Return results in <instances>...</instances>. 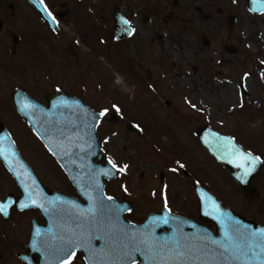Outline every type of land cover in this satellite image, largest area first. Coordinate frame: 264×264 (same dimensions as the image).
Listing matches in <instances>:
<instances>
[{
	"label": "rangeland",
	"instance_id": "obj_1",
	"mask_svg": "<svg viewBox=\"0 0 264 264\" xmlns=\"http://www.w3.org/2000/svg\"><path fill=\"white\" fill-rule=\"evenodd\" d=\"M222 3L223 14L212 21L199 20L197 13L176 25L136 19L134 35L124 41L111 39L106 25L105 36L95 45L92 41L81 45L85 59L91 62V101L97 109H108L97 130L100 143L106 158L118 166L117 176L106 180L105 189L118 200L132 203L126 213L129 221L142 223L149 212L163 206L198 219L195 176L204 178L203 169L213 168L195 134L198 126L207 124L233 133L245 150L261 147L264 12H251L246 0ZM229 15L236 17L232 28L227 25ZM34 27L40 30L37 23ZM69 31L75 29L65 25L64 35ZM204 35L208 45L202 44ZM8 79L9 85L0 93L11 98L12 91L25 82L18 74ZM113 111L118 113L115 122L110 120ZM10 117L14 118L12 110ZM128 122L138 125L141 132L127 129ZM15 138L24 152L37 150L36 162L44 176L55 174L52 184L77 195L36 136L26 131ZM123 165L127 168L119 172ZM161 172L166 176L164 182ZM73 264L85 261L77 256Z\"/></svg>",
	"mask_w": 264,
	"mask_h": 264
},
{
	"label": "water",
	"instance_id": "obj_2",
	"mask_svg": "<svg viewBox=\"0 0 264 264\" xmlns=\"http://www.w3.org/2000/svg\"><path fill=\"white\" fill-rule=\"evenodd\" d=\"M31 1L45 14L40 0ZM262 3L264 0H248L253 12H264ZM234 22V16H230L228 25L232 27ZM120 29L116 30L118 39L131 34L128 23H123ZM203 44L207 45L208 41L204 40ZM13 98L18 110L28 119L83 197L81 200L56 190L49 192L38 183L42 197H31L34 198L31 201L37 203H29L27 207H39L47 225L34 227L30 246L42 252L45 264H61L69 252L76 254L77 250L84 253L86 264H264V251L260 247L250 248L261 243L264 225L235 213L199 184H195L194 189L199 199L200 219L214 223L215 229L174 213L168 207L150 212L143 223L128 221L125 214L132 208V203L118 200L105 191L104 179L114 178L117 168L111 167L101 150L97 135L99 113L77 98L60 92L48 97V108L21 90H15ZM27 106L37 107V110L30 112ZM78 107L84 111L80 112ZM38 108H44L42 115L38 114ZM115 120L116 114L112 117V121ZM127 127L140 132L133 123H128ZM4 132L5 135H0V157L27 195L29 184L24 180L23 172L29 168L10 134ZM196 133L210 153L229 167L236 180L244 185L243 176L236 170L245 161L256 163L255 158L230 136L209 126L198 127ZM161 180H165L163 172ZM164 220L168 222L165 224ZM233 224L239 226L242 233L255 235L251 238L234 236L232 240H226L225 232L232 235ZM69 238L85 246L68 249L65 246Z\"/></svg>",
	"mask_w": 264,
	"mask_h": 264
},
{
	"label": "flooded vegetation",
	"instance_id": "obj_3",
	"mask_svg": "<svg viewBox=\"0 0 264 264\" xmlns=\"http://www.w3.org/2000/svg\"><path fill=\"white\" fill-rule=\"evenodd\" d=\"M40 1L45 14L31 0H0V90L9 85L11 75L18 74L25 82V85L12 91L11 98L0 93V128L3 127L0 135L6 134L4 130L10 134L29 168L23 172L24 180L29 184V194L26 195V190L0 157V204H7V214L0 212V264H45L46 258L42 252L30 246V242L34 227L47 225L46 217L35 206L20 207L21 204L31 203V198L26 200L27 197H42L38 183L48 191L60 190L75 195L52 184L54 173L44 176L42 167L36 162V149L32 154L26 153L17 142L15 136L27 131L42 143L25 115L18 110L13 98L14 91L21 90L44 108L49 107V95L60 91L100 113L102 109L94 107L91 101V62L84 57L83 43L90 45L92 41L95 45L96 40L105 36L106 25H109V37L121 42L134 35L136 19L155 24L163 20L168 25H176L182 19L195 18L196 13L199 20L212 21L224 12L220 7L222 0ZM201 10L209 16L208 19L202 17ZM184 12H187V16L183 15ZM35 23L39 25L38 32ZM123 23H128L131 35L120 41L117 40L116 30L120 31ZM65 25L72 26L75 32L69 31L64 35ZM73 34H77V37H73ZM159 37L163 39L161 34ZM26 74L30 76L29 79ZM36 108L27 106L30 112ZM44 108H38L39 115L44 113ZM78 109L84 111L82 107ZM10 110L14 118L10 117ZM219 132L233 137V133ZM261 139V147L248 146L258 162L246 161L238 168V174L245 181L243 186L236 181L232 171L203 145L213 168L208 171L203 169L204 178L197 173L195 182L243 217L264 224V134ZM184 173L188 177L191 175L185 169ZM62 176L67 177L65 173ZM77 256L83 257V253L77 251L70 264Z\"/></svg>",
	"mask_w": 264,
	"mask_h": 264
},
{
	"label": "snow or ice",
	"instance_id": "obj_4",
	"mask_svg": "<svg viewBox=\"0 0 264 264\" xmlns=\"http://www.w3.org/2000/svg\"><path fill=\"white\" fill-rule=\"evenodd\" d=\"M261 8L262 10H264V3L261 4ZM49 15H51V13H49ZM55 106V105H54ZM116 106L113 105V108H115ZM193 107H195V105H193ZM108 109H103L100 113H99V116L100 117H103L106 113H107ZM117 111H119V109H117ZM108 163L111 165V167L113 169H116L118 166L117 164L113 163V161L111 159H109ZM181 167H183V165H181ZM127 168V165H123L121 167H119V172H124L125 169ZM173 171H175V169H173ZM108 199H112L111 197H108ZM32 204H36V200H32L31 201ZM21 208H24V207H27L26 204H21L20 205ZM6 209H7V204H0V212H3L5 214H7L6 212ZM218 211V209H217ZM165 224L168 222L167 220H164L163 221ZM231 233L232 235L229 234L228 231L225 232V236H226V240H232L234 238V236H245L247 235L249 238H251L252 236H254L255 234L254 233H242L241 232V229L239 226L233 224L231 226ZM261 243L258 244V245H251L250 248H253V247H260V250L261 251H264V235L261 236ZM215 243V242H213ZM85 245L83 243H78L77 241L73 240L72 238H69L68 239V243L67 245L65 246L66 248L68 249H71V248H74V247H84ZM150 247V245H149ZM135 250H139V249H135ZM75 256V252L74 251H71L69 252L67 258L63 261H61V264H70L71 260L74 258Z\"/></svg>",
	"mask_w": 264,
	"mask_h": 264
},
{
	"label": "bare ground",
	"instance_id": "obj_5",
	"mask_svg": "<svg viewBox=\"0 0 264 264\" xmlns=\"http://www.w3.org/2000/svg\"><path fill=\"white\" fill-rule=\"evenodd\" d=\"M261 64H263V63H261ZM226 96H228L227 94H226ZM230 96V95H229Z\"/></svg>",
	"mask_w": 264,
	"mask_h": 264
}]
</instances>
